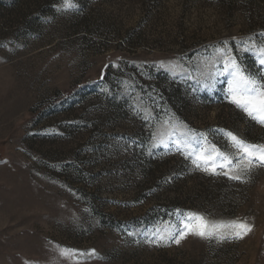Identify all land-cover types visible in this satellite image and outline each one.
Returning a JSON list of instances; mask_svg holds the SVG:
<instances>
[{
  "label": "rangeland",
  "instance_id": "rangeland-1",
  "mask_svg": "<svg viewBox=\"0 0 264 264\" xmlns=\"http://www.w3.org/2000/svg\"><path fill=\"white\" fill-rule=\"evenodd\" d=\"M62 2L0 0V264H264V166L229 180L174 143L264 145L216 52L264 68V0ZM187 213L251 231L151 242Z\"/></svg>",
  "mask_w": 264,
  "mask_h": 264
},
{
  "label": "snow or ice",
  "instance_id": "snow-or-ice-1",
  "mask_svg": "<svg viewBox=\"0 0 264 264\" xmlns=\"http://www.w3.org/2000/svg\"><path fill=\"white\" fill-rule=\"evenodd\" d=\"M76 4L74 0H63L61 8L63 10L74 9ZM60 9H58L59 11ZM251 39V38H249ZM224 48H227L225 43ZM218 57L224 64L223 71L228 74L227 98L229 102L238 110H241L247 117L256 121L260 125H264V68L258 70L257 75L248 74L236 61L235 58L228 55L226 51L217 48ZM212 67H215L213 61H209ZM258 63L264 66V47L260 48L258 53ZM217 73L202 71L201 75L206 79L215 77ZM231 146L235 149L234 154L222 153L214 146L211 151L204 147L207 142V136L204 133H195L189 130L182 133L181 136L174 141L177 150L184 147H191L193 151L189 156H194L193 165L210 175H223L229 180L245 182L253 167L264 166V145L250 144L232 133L227 134ZM199 137V139H197ZM167 146V145H165ZM181 154H183L181 152ZM189 156H185L188 159ZM217 169H223L218 172ZM182 227L175 233L168 231L160 233L157 229L155 239L151 242L156 244L158 241L171 240L173 243L179 244L181 240L188 235L198 237L202 240L211 242L215 240L217 244L230 240L242 239L251 231V226L244 221H232L223 224H216L207 221L204 217L194 214H184L180 220ZM221 229H228L227 233H222ZM129 236L132 233H128ZM80 256H96L95 250L85 253H77L74 249L60 250L61 257L67 255Z\"/></svg>",
  "mask_w": 264,
  "mask_h": 264
}]
</instances>
